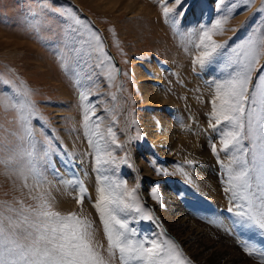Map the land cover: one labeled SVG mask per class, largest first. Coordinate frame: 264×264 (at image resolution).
<instances>
[{
	"label": "rangeland",
	"instance_id": "obj_1",
	"mask_svg": "<svg viewBox=\"0 0 264 264\" xmlns=\"http://www.w3.org/2000/svg\"><path fill=\"white\" fill-rule=\"evenodd\" d=\"M142 1L152 6L147 8L153 9L159 25L167 30L169 46H163L157 41L160 31L155 21L141 17L139 10L145 5L140 1H132L128 8L126 4L130 2L127 0H51L55 6L54 11L34 20L31 13L39 10L36 0H0V91L13 94V88L30 90L31 100L39 113V119L32 120L38 148L45 146V138H49L52 143L48 162L39 165L47 181L39 191L51 194L55 210L65 214L76 212L90 219L96 241L102 250L107 248L103 225L93 207L97 173L94 171V153L83 128L79 100L81 89L76 84L79 79L90 89L89 100L95 112L93 120L100 123L105 133L111 125L116 133V143L123 145L121 149H116L114 145L112 148L117 161L126 156L127 162L119 164L111 175L113 179L125 181L129 188L136 189L142 211L131 213L129 218L130 227L137 230L138 236L170 239L177 245L186 264H195L184 253L179 240L169 231L149 201L142 196V188L147 187L149 197L154 200L151 190L155 187L160 200L159 188L168 183L169 192L174 194V199L190 218L204 227L216 226L223 240L233 244L248 261L260 264L257 254L249 255L244 250L245 242L257 249H264V238H261L259 231L240 227L232 217H226L224 210H218L225 213L222 215L221 212L222 221L218 220L217 210L212 205L215 202L209 197L211 192L204 190L201 193L197 183H190L191 175L204 163L185 159L183 153L179 154L182 160L170 161L162 157L150 143V136L142 120L145 113L153 111L142 106L141 93L137 89L134 75L135 67H139L145 75L152 76L145 65L151 61L158 64L164 82L161 88L179 103L178 107H171L179 113L172 119L171 112H168L166 118L176 124L174 126L181 130V135L184 132L202 138L211 159L208 165L217 178L219 192L215 195L229 201L230 194L223 190L225 175L222 168V165L229 164V156L219 151V133L210 126L214 123L210 120V101L214 95L210 85L212 81L222 78V65L214 63L202 69L194 65L193 60L199 54L195 42L200 30L204 26L211 27L223 14L222 8L231 7L238 0H224V6L219 4V0H184L177 10L183 15H175L169 22L162 15L159 0ZM173 3L174 0H169L168 6L172 7ZM261 4L262 0H252L250 5H239L223 25V34L213 39L217 42L228 41L231 48L238 46L250 34L264 29V12L257 11ZM66 10L74 11L80 19L86 21L90 31L101 37L107 57L102 67H96L102 57L98 59L97 54L91 52L87 45L82 46L73 40L67 30L70 22L65 23L59 15V12ZM245 21L247 24L242 28ZM232 29L237 31L233 32ZM73 46L80 49L79 54L71 50ZM260 63L264 65V56ZM109 69L114 70L115 77L111 86L104 75ZM89 75L91 80L87 79ZM113 94L115 101L112 99ZM15 115L12 110L0 108V128L13 129ZM95 117L103 119L96 121ZM213 144L217 147L216 154L212 152ZM245 145H248V141H245ZM132 154H136L134 159ZM140 159L152 176H145L137 168L135 161ZM187 161L192 163L188 164ZM169 166L175 171L171 173ZM157 169L160 170L159 174ZM75 181L82 182L87 189L81 205L76 203L75 198L79 193ZM28 183L32 187L31 192L23 187L20 177L0 166V202L10 203L14 207H19L17 200L23 201L25 205L34 203L30 196L36 195L37 189L31 180ZM145 213L151 219L143 218ZM104 254L107 255L106 252ZM112 264H119L118 255Z\"/></svg>",
	"mask_w": 264,
	"mask_h": 264
},
{
	"label": "snow or ice",
	"instance_id": "obj_2",
	"mask_svg": "<svg viewBox=\"0 0 264 264\" xmlns=\"http://www.w3.org/2000/svg\"><path fill=\"white\" fill-rule=\"evenodd\" d=\"M36 2L39 10L31 13L34 20L55 9L51 0ZM183 2L174 0L169 7V0H159L166 22L173 20L175 15H183L177 11ZM251 3L252 0H238L231 7L222 8L220 18L211 27L204 26L200 30L195 42L199 54L193 64L202 69L214 63L222 65V78L210 85L214 92L210 101V120L214 123L210 126L219 133V151L229 156V164L222 165L225 175L223 190L230 194L232 202L228 211L236 217L235 224L242 228H255L264 238V65L260 63L264 56V29L250 34L238 46L231 48L228 41L213 39L223 34V25L239 5ZM219 4L224 6V0H219ZM257 11L264 12V0ZM59 15L65 23L70 22L67 30L74 41L87 45L98 59L103 58L96 65L97 68L102 67L107 57L101 37L90 31L86 21L74 11L66 10ZM245 24L247 21L241 27ZM71 50L80 53V49L74 46ZM76 75L79 76V73ZM104 75L111 86L115 78L114 70L109 69ZM87 79L91 80V75ZM76 84L81 89L79 100L83 128L95 157L97 187L93 207L103 225L107 248L102 250L96 241L90 219L76 212L65 214L55 210L51 194L39 191L47 182L39 165L48 162L52 143L45 138V146L38 148L32 120L39 119V113L31 100L32 94L27 88H13V94L0 91V108L16 114L13 129L0 128V166L20 177L23 187L29 192L32 187L28 180H31L37 194L30 196L34 203L29 205L19 200L16 201L19 207L0 202V264H112L117 255L119 264H186L172 240L140 238L137 230L130 227V214L142 211L136 189L129 188L125 181L113 179L111 175L119 164L127 162L126 156L117 161L112 148L114 145L116 149H121L123 145L116 143V133L111 125L105 133L100 123L93 120L95 112L89 100L90 89L79 79ZM112 99H116L114 94ZM102 119L95 117L96 121ZM245 141H248L247 146ZM211 147L216 154V145ZM186 163L191 164L192 161ZM74 184L79 193L76 203L81 205L87 189L80 181ZM151 196L159 203L155 187ZM143 218L151 219V216L145 213ZM244 250L249 255L257 254L260 264H264V249L245 242Z\"/></svg>",
	"mask_w": 264,
	"mask_h": 264
},
{
	"label": "bare ground",
	"instance_id": "obj_3",
	"mask_svg": "<svg viewBox=\"0 0 264 264\" xmlns=\"http://www.w3.org/2000/svg\"><path fill=\"white\" fill-rule=\"evenodd\" d=\"M127 1L130 2L126 4L128 5V8L132 1H140L145 5L141 10L138 9L142 14L141 17H145L156 22H154V24L160 31V34H158L160 38L159 40L157 39V41H159V44L163 46H169L167 43V30L159 25L158 18L153 9L147 8H151L152 6L142 0ZM151 62L152 63L150 64L146 63L145 68L149 70L152 76L145 75L142 71H140L139 67H135L134 69V75L137 79V89L140 91L139 93H141L140 102L144 108H147V110L152 109L153 111L149 114L145 113L142 120V124L147 129L146 131H148V135L150 136L148 139L150 143L155 146L160 155L170 161L175 159L182 160L179 154L183 153L185 159L191 158L204 163L200 167H197L193 174L191 173L192 177L190 179V183H197L201 193H203L204 190L211 192L209 197L216 203L212 204L217 210L216 216L218 220L222 221V215L220 213L223 210H228L229 207L232 206L230 196L229 201H225L219 195H215L216 192H219L216 184L217 178H215V173L212 172L210 166L208 165L209 162H211V159L206 147L203 145L202 138L200 136L193 137L184 132L183 135H181V130L178 129L177 126V128L174 126L176 124H172L171 121L166 118V114L168 112H171L172 115L170 117H172V119L179 113L175 110L176 108H171L175 106L178 107L179 103L161 88L164 84L163 77L160 75L158 64L154 61ZM164 107L165 109H163ZM135 155L136 154H132L133 159ZM135 163L137 164V168L142 170L145 176H152L150 170L145 166V163H143L141 159L139 161H135ZM168 168L171 173L175 171L170 166ZM146 188L147 187L142 188V196L149 201V204L155 209L157 215L162 218L169 231H171L172 234H174V236L179 240L184 253H186L193 260V262H195V264H258L250 260L248 261L237 250V248L232 246L233 244L231 245L226 240H223L219 236L221 234L218 232L216 226L211 225L204 227L205 225L202 226L190 218L188 216L189 214H186V212L182 210L180 205L174 199V194L169 192L170 185L168 183H164L159 188V203L149 197V192ZM218 210L222 211L219 212ZM230 214L233 215L232 213ZM234 218L236 219L235 216Z\"/></svg>",
	"mask_w": 264,
	"mask_h": 264
}]
</instances>
